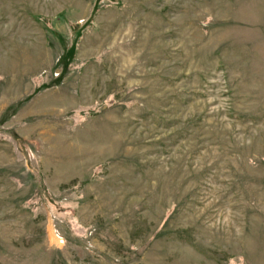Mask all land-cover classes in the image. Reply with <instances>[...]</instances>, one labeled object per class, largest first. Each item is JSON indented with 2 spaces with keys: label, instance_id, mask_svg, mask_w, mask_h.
<instances>
[{
  "label": "rangeland",
  "instance_id": "rangeland-1",
  "mask_svg": "<svg viewBox=\"0 0 264 264\" xmlns=\"http://www.w3.org/2000/svg\"><path fill=\"white\" fill-rule=\"evenodd\" d=\"M0 264H264V0H0Z\"/></svg>",
  "mask_w": 264,
  "mask_h": 264
}]
</instances>
